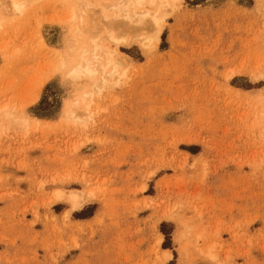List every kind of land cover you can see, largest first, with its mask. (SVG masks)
I'll list each match as a JSON object with an SVG mask.
<instances>
[{"label": "rangeland", "instance_id": "rangeland-1", "mask_svg": "<svg viewBox=\"0 0 264 264\" xmlns=\"http://www.w3.org/2000/svg\"><path fill=\"white\" fill-rule=\"evenodd\" d=\"M115 4L0 0V264H264V0Z\"/></svg>", "mask_w": 264, "mask_h": 264}, {"label": "bare ground", "instance_id": "bare-ground-1", "mask_svg": "<svg viewBox=\"0 0 264 264\" xmlns=\"http://www.w3.org/2000/svg\"><path fill=\"white\" fill-rule=\"evenodd\" d=\"M157 0H115L119 4V9L122 10L125 14V20H116L114 21V25L118 23H122L126 27H130L135 29L130 25V21L135 19L136 23L144 22L148 17H150V22L148 25H151V30L156 32V39L158 40V34L163 29V21L165 16L168 14L165 10L163 12V6H170L171 2H176L180 0H160L159 5L155 9L145 8L147 4L153 5ZM118 4L114 5L118 8ZM74 12L72 15H75ZM147 23V22H146ZM46 35L49 39L52 38L50 34V26H47L45 29ZM144 33H140L138 35H119L115 30H110L108 38L113 42L119 43L120 41L130 40L134 37H138L141 39L148 38L142 37ZM131 37V38H130ZM153 39V37H150ZM90 46L89 48L83 47L82 53L79 56V60L75 63L73 67V73L78 75L81 74H92L96 75L99 70H102V73L105 75L110 73L114 75V73H118L116 68L108 70V66H114L115 64H119V60L114 56V51L108 48V46L102 45L100 40L92 35L90 37ZM105 77V76H104ZM93 91H85L80 93L77 97V100L72 104H64V113H70L71 115L76 114L78 109H82L84 112L88 111L93 103ZM24 122H27V118L23 119ZM56 199L68 198L72 204V207L77 209L83 206L81 200V193L79 191H73L69 194H66L64 191L57 190L55 192ZM172 254L169 251H166L164 255V260L171 258Z\"/></svg>", "mask_w": 264, "mask_h": 264}]
</instances>
